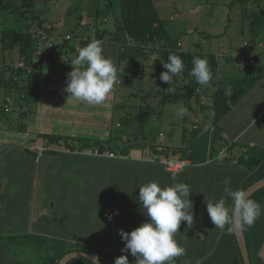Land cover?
Masks as SVG:
<instances>
[{"label":"crops","instance_id":"crops-1","mask_svg":"<svg viewBox=\"0 0 264 264\" xmlns=\"http://www.w3.org/2000/svg\"><path fill=\"white\" fill-rule=\"evenodd\" d=\"M255 15L258 19V16L264 15V12ZM90 28L92 32L94 29H101L96 25H92ZM105 30L107 32L103 33L100 40L104 55L113 59L117 73H121V67L116 59L117 52L121 48L112 39L115 33L114 27ZM105 35H108L107 41L103 39ZM108 46L110 52L107 54ZM78 47L71 49L77 51ZM64 50L59 48V53L62 54ZM252 55L250 56L252 57ZM254 56H257L263 65L260 71L254 73L259 77L253 82L248 92L220 120L214 124L211 123V129H208L207 119L204 121L202 118L201 123L195 128L192 122L191 129L187 130L185 135L182 134L179 142L163 143L160 140L153 141L151 138L143 140L145 141L144 145L137 147L138 149L132 148L137 152L140 148L141 153L137 155L128 153L118 156L98 155L95 150L93 153L90 149L74 150L71 155H68L70 151L60 147L63 151L60 156L61 163L65 159H70L69 157L75 158L79 163V166L77 165L75 168V174L78 175L82 169L90 167L99 171L97 174L91 175L96 183L100 180L98 174L101 176V182L98 184L100 188L96 187L86 193H76L79 198L75 201L74 210L82 220L81 223L71 228L72 236L69 238L80 243L90 241L99 247L104 242L108 243L109 240H112L113 244L118 245L113 250L117 252L118 256L127 255L129 260H135V257L130 253L121 252L124 242L119 235V230L130 232L147 219L136 199L139 195V186L153 180H158L162 187L184 182L190 185L192 192L190 200L193 203L194 224L191 228L186 229V222H181L179 233L175 238L187 251L185 255L175 258L173 264H197V262L199 264H241L236 253L239 247L234 230L229 234L226 230L221 231L215 228L208 215L206 202L209 199L214 202L220 199L223 195L222 181L226 177L230 178L233 189H243L249 180L257 177L256 166L247 168L243 162L239 161V159H243L242 155L264 152L263 42L258 41V49ZM259 56L262 57L259 58ZM155 57L159 59V54H155ZM226 58L228 60L235 58L236 60L239 57L228 56ZM71 62L72 60L67 58L55 63L54 55L51 66L42 69L40 83L37 87L39 95L34 106L35 111L27 117V130L49 131L54 123L61 124L59 127L69 134L84 133L106 138L109 129L107 119L110 115L108 109L113 102L115 88L102 105L92 106L77 102L64 91L67 74L73 70ZM239 69H242L244 73L246 63L240 65ZM249 72L252 73L251 68H249ZM221 80L223 79L217 78L212 81V89L208 95L207 93L202 94V100L209 97L215 84ZM198 91L200 92L199 89ZM203 117H206V114ZM20 119L21 117H19ZM197 128L198 135L204 136L206 147L195 148L190 158L183 157L180 152L174 154L170 149L166 150V154L152 153L150 150L151 142L162 146L180 145L182 140L187 143L191 142L193 140L191 131H196ZM144 133H148V128L144 130ZM27 135V131L20 133L16 130L0 129V231L4 230V233L12 235L17 234L12 232L14 227L20 229L21 233H29L28 231H32L34 228L35 219L43 218L49 211V187L41 188L40 191L42 193L45 191L48 196L46 195L45 198H40L36 202L30 195V192L33 194L34 186L33 167L41 151H35L34 147L41 148L42 145L40 141L28 142L25 138L28 137ZM158 136L163 137V133L158 132ZM139 139L142 140V138ZM230 143L231 146L228 147ZM225 147H227V155L223 159H217V152ZM161 155H176L180 159L186 160L187 163L181 170L172 173L158 159V156ZM83 173L80 177L84 176ZM42 176L46 177L47 175L43 174ZM88 180L90 182L91 178ZM46 185L49 184L46 183ZM227 203L231 205V199ZM88 206L96 210L95 216H91L90 219ZM261 206L264 207V205ZM117 210L118 214H116ZM109 215L112 216V219H108ZM262 216L264 215H261L251 227L244 226L243 230L252 264H264V218ZM47 218V229H54L58 226L50 227V218L49 216ZM43 223L41 222V225ZM108 245L104 247L108 248ZM1 248H5L4 245L2 247V240H0V264H17V260L7 257L5 252H1ZM107 254L108 252H104L105 256ZM117 254L115 253V258H117ZM108 259L110 257H107Z\"/></svg>","mask_w":264,"mask_h":264},{"label":"trees","instance_id":"trees-1","mask_svg":"<svg viewBox=\"0 0 264 264\" xmlns=\"http://www.w3.org/2000/svg\"><path fill=\"white\" fill-rule=\"evenodd\" d=\"M114 2L116 8L113 10L114 12L111 14V17L115 33L112 39L118 44L119 48H121L118 50L116 56L118 64L120 60H127L130 62L135 57H143L145 49H154V43L159 42L163 44L159 52V59L164 63L167 61L169 54L180 56L185 65V70L180 76L188 77V82L177 88L167 86L165 83H159L158 86L151 90H139L134 92V94H126L121 100L120 93L114 91V99L110 109H108L110 113L107 119L109 126L108 134L106 138H100L84 133L69 134L59 127L61 124L54 123H52V129L49 131L27 130V117L35 111L34 106L37 101V96L39 95L37 87L40 83L39 78L41 71L44 67L51 66L54 57V55L49 52L51 50H48L43 58L34 56L37 45V39L34 35L36 34L39 39L49 38L48 32L51 23L46 22L38 15V12L40 13L42 11L41 8L38 7L41 0H0V16L19 15L24 19L19 25L0 29V45L2 50L17 47L19 52L17 63L23 66L22 68L14 69L11 66L13 63H4V66L0 69V87H2L4 91L6 89H12L19 94L25 95L24 98L16 96L14 99L18 104L25 106L24 111L18 113L11 112L10 110H4L0 106V129L16 130L20 133L27 131L28 137L25 138L28 142L32 140L34 142L40 141L42 145L40 155L38 159L35 160L34 164V171H37V168L43 169L40 173V177L41 180H44L42 181L41 187H39L40 189L47 186L46 183H44L47 182V180H45L46 177L42 176L43 174L50 177L48 173H50V170L54 166L66 164L65 160L61 163L60 156L63 154L62 148L70 151L68 155H71L74 150L82 151L86 149H90L93 153L96 149L98 152L109 149V151L117 150L120 155L127 154L131 148L144 145L145 141L143 140H146L147 137L145 136L146 133H144L143 126L147 123V117L150 118L151 112L154 111V106L157 105L156 107L161 112L166 103H178L180 100H186L189 94L196 95V100L198 102L201 101L203 95L198 91L199 84L196 82L195 78L190 75L194 57L206 58L212 75L217 70L219 58L217 54L207 51H182L179 49L177 37L167 28L166 20L160 18L152 0H114ZM259 12H264V9H260ZM104 32L107 31L105 29H94L92 36H88L80 42L81 44L75 55H78L79 50L85 47L89 42L93 40L100 41ZM69 38H65V40ZM47 61L49 62L48 64ZM261 67H263V65ZM119 75L120 73H118V76ZM14 76L17 77L16 80ZM258 77V74L249 72V68L246 66V71L243 76L229 77L215 84L214 89L209 95L210 118L212 124L220 120V118L241 99ZM225 86L231 87V96L224 95ZM167 88L172 89V91L166 90ZM130 96L132 97V99H129L130 102L125 103L124 101ZM153 102L157 103L154 105ZM19 117H21L20 120ZM206 119H208V115L203 117L204 121ZM123 127H127L128 130L130 129L126 136H121V133L118 131ZM185 132H187V129L183 127L182 134L185 135ZM197 132L198 128L196 131H191V138H193L191 142L187 143L182 140L181 144L176 146H162L151 142L150 150L152 153L166 154V150L170 149L174 154L180 152L183 157L190 158L195 148L206 147V143H204L205 140H203L204 136L198 135ZM139 138H142V140ZM229 146H231V143L228 147ZM225 149L227 150V147H225ZM242 156L243 159H239V161L243 162L245 167L254 168L256 166V169H258L257 177L247 182L243 188V190H245L257 180L264 178V152L261 151L259 154ZM47 157L48 159H46ZM98 172L99 171L95 168L89 167L88 169H82L78 175L74 173L75 182L74 189L72 190L66 188L68 185L66 180L64 181L63 195L68 199L66 201L69 202L70 200L73 209L71 211L72 215L68 214V212H70L68 209L69 205L65 202L61 194V203L58 201L61 210L59 211L58 219L59 222L61 221L62 225H65L66 218L69 217V222L73 213L77 214V211L74 209L75 201L79 196L76 193H86L89 190L96 189V187L100 188V185L98 186L101 182L100 174H98L100 180L97 183L91 177V175L97 174ZM82 173L84 176L80 177ZM88 178H91L90 182ZM58 179L62 180L61 178ZM48 184L50 187V183ZM249 198L264 205V186L252 193ZM53 204L54 203H52L51 207L54 206ZM48 216L50 218V227L59 225L50 214ZM262 217L264 218V216ZM242 228L244 230V227ZM48 235L47 233L19 232L16 235L3 233L0 239L2 240V247L4 245L5 248H1V252H6L7 250L11 253H25L28 251L24 261L17 260V264H57L58 260L66 253L80 250L99 256L100 260L105 264H114L116 257L115 253L117 254V252L113 250H115L114 248L118 245L113 244L112 240H109L108 243L104 242L102 246L99 247L90 241L84 243L72 241L71 238H69L71 235H60V233L53 234V237ZM107 244H109L108 248L104 247L107 246ZM9 245H11L12 248L9 247ZM104 252H108V254L105 256ZM236 253L241 264H243L239 248H237ZM248 255L250 262H252L249 252ZM107 257H110V259L107 260ZM117 257H119L118 254ZM129 262L130 264H135V260L131 259ZM66 264H92V262L85 257H74L69 259Z\"/></svg>","mask_w":264,"mask_h":264},{"label":"rangeland","instance_id":"rangeland-1","mask_svg":"<svg viewBox=\"0 0 264 264\" xmlns=\"http://www.w3.org/2000/svg\"><path fill=\"white\" fill-rule=\"evenodd\" d=\"M152 1L160 18L166 20L167 28L177 37L180 50L207 51L215 53L219 57L217 70L212 75L210 82L205 86L199 85L198 87L201 94L207 93L208 95L212 89V81L217 78L226 79L229 77L243 76L245 72L243 73L242 69H239L240 65H245L246 63L248 68L251 67L252 74L262 69L260 67L262 66L260 59L258 60L257 56L253 57V55L258 49V41L264 43V15H259L258 19H256L255 15L260 9H264V0ZM38 7L42 10L40 13L38 12V15L46 22L51 23L48 34L52 38L53 45L49 52L55 55V63H58V60H66L67 58L68 60H73L76 58V51L71 48H77L83 39L92 36L93 32L90 28L92 25H96L101 29H112L113 20L111 14L116 8L114 0H41ZM23 21V17L19 15L0 16V29L19 25ZM66 34L70 35V38L67 40L64 38ZM107 36L105 35L103 38L106 41L108 40ZM162 46V43L155 42V48L145 49L143 57H135L130 62L127 60L119 61L118 65L121 67V73L119 75L121 84L115 86V91H119L121 96L120 100L126 94H134V92L139 90H151L158 86L159 83H165L167 86L177 88L188 82V77L180 75L173 77L170 85L159 79L160 74L166 71L163 67L162 60L155 57V54L158 55L161 51ZM59 48L63 50L65 48L62 54L59 53ZM106 50L108 54L110 47L108 46ZM105 56L108 57L107 55ZM228 56H238L239 58L236 60L235 58L228 60L226 58ZM18 57L19 52L17 47L2 50L0 45V69L4 66V63H17ZM261 57L259 56V58ZM129 99H132V97H127V100L124 102H130ZM156 103L153 102L154 105ZM209 103L208 96L198 102L196 95L189 94L186 100H180L178 103H166L162 112L156 107L157 105L154 106V113L151 112L150 118L147 117V123L143 126L144 130L148 128V133L145 136L151 138L153 141L160 140L163 143L173 144L179 142L182 137V125L187 130H190L192 122L195 128L201 123V119L205 114L210 118L211 110ZM180 104H184L189 109L188 114L183 118H177L175 115L176 109ZM127 130V127H123L118 131L121 133V136H126L130 129ZM158 132L163 133V137H159ZM34 150L40 151L41 148L35 146ZM95 151L96 154L100 155H120L117 150L109 151V149H106L98 152L96 149ZM140 153V148L139 152L132 148L128 152L129 155H137ZM65 163V165L54 166L50 170V173H48L50 177L46 176L47 182L44 183H50V187H44H49V196L45 191L42 193L39 188L43 181L40 177L43 169L37 168L38 170L36 169L37 171H34L33 167L34 186L33 194L30 192V195L33 196L35 202L40 198H45L47 195L49 197V211L43 218L39 220L35 219L34 228L32 231L29 230V233H47L51 237L55 233L71 235V228L81 223L82 219L76 213H73L69 222V217L66 218L65 225H62L58 219L60 210L58 203H61V194L65 202L69 205L68 209L70 212L68 214L72 215V203L70 200L69 202L66 201L68 199L63 195V183L66 180L68 185L66 188L69 190L74 189V169L77 165L79 166L75 158L65 159ZM10 197L13 198V196ZM52 203H54L53 207H51ZM88 212L89 219L96 214V210L91 209L89 206ZM49 214L56 223H59V227H55L54 229L46 228L47 216ZM41 222H44L43 225H41ZM12 232L14 234L21 233V230L14 227ZM3 233L4 230L0 231V235ZM9 247L12 248L11 245ZM27 252L11 253L6 250L5 254L7 257L24 261Z\"/></svg>","mask_w":264,"mask_h":264},{"label":"clouds","instance_id":"clouds-1","mask_svg":"<svg viewBox=\"0 0 264 264\" xmlns=\"http://www.w3.org/2000/svg\"><path fill=\"white\" fill-rule=\"evenodd\" d=\"M69 35V34H68ZM73 70L67 74L64 91L74 100L92 106L102 105L121 84L117 67L111 57L104 55L102 42L93 40L79 50L70 63ZM190 75L201 85H207L212 79L211 69L206 58L194 57ZM164 69L159 79L168 85L173 77L182 75L185 65L182 58L169 54L163 63ZM166 90L172 91L167 88ZM232 89L225 86L224 95L231 96ZM189 112L184 104L176 109V117L183 118ZM223 195L219 200H207V212L215 228L232 233L233 227H251L264 215V207L247 196L243 189H233L230 178L222 181ZM190 185L184 182L162 187L158 180L139 186L136 198L147 219L130 232L119 230L124 242L122 253L135 257V264H173L175 258L186 254V248L176 240L181 222H186V229L194 224L193 203ZM231 199V205L227 201ZM118 214V210L116 212ZM108 219H112L109 215ZM99 256L94 255L92 264H99ZM114 264H130L127 255H121ZM199 264V262H197Z\"/></svg>","mask_w":264,"mask_h":264},{"label":"built area","instance_id":"built-area-1","mask_svg":"<svg viewBox=\"0 0 264 264\" xmlns=\"http://www.w3.org/2000/svg\"><path fill=\"white\" fill-rule=\"evenodd\" d=\"M34 37L37 39V45H36V50L34 56L37 58H43L45 57V54L48 50L52 48L53 41L52 38L49 36V38L45 39H39V37L35 34ZM70 35L66 34L64 38H69ZM49 62L47 61V64ZM11 66L14 69H19L22 68V64L20 63H13ZM14 79L16 80L17 77L14 76ZM2 93V94H1ZM16 96H19L20 98H24V94H19L15 90L12 89H6L5 91L3 90L2 87H0V106L4 110H10L11 112H21L25 110L24 105L18 104L17 101H14ZM211 118L207 119V124H208V129L212 128L211 124ZM96 152V151H95ZM227 155V151L225 148L220 149L217 154L216 158L217 159H223ZM160 162H162L172 173H175L179 170H181L187 163L186 160L180 159V157L176 155H161L158 157Z\"/></svg>","mask_w":264,"mask_h":264},{"label":"water","instance_id":"water-1","mask_svg":"<svg viewBox=\"0 0 264 264\" xmlns=\"http://www.w3.org/2000/svg\"><path fill=\"white\" fill-rule=\"evenodd\" d=\"M264 186V178H261L248 186L245 191H247V196H250L252 193H254L257 189L260 187ZM235 238L242 256L243 264H251L250 259L248 256V250L246 247V242H245V236L243 232L242 227H233ZM93 254L86 252V251H71L63 255L57 262V264H66V262L74 257H85L89 260L93 258ZM99 264H105L101 260H99Z\"/></svg>","mask_w":264,"mask_h":264}]
</instances>
